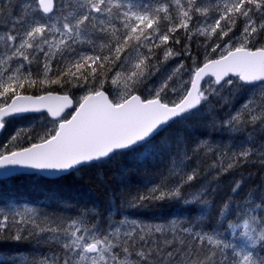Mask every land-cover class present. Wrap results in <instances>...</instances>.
Instances as JSON below:
<instances>
[{
  "label": "snow or ice",
  "instance_id": "1",
  "mask_svg": "<svg viewBox=\"0 0 264 264\" xmlns=\"http://www.w3.org/2000/svg\"><path fill=\"white\" fill-rule=\"evenodd\" d=\"M181 30L189 42L204 38L202 62ZM179 56L191 64L179 61L157 76L159 65ZM53 85L68 90H46ZM72 89L83 91L75 103ZM242 93L251 95L219 122L243 136L216 153L228 160L224 172L264 157L257 140L264 136V0H0V131L22 114L52 118L42 132L21 128L0 142V182L70 176L116 157L164 169L145 191L110 190L102 210L75 217L0 211V243L48 249L40 257L9 253L10 261L0 253V264H264V190L219 207L212 199L218 185L184 191L199 178L192 155L213 151L206 140L189 145L193 125ZM242 183H234L233 196ZM161 202L180 206L168 209L165 223L128 214ZM225 224L233 235L241 229L242 243L222 238Z\"/></svg>",
  "mask_w": 264,
  "mask_h": 264
},
{
  "label": "trees",
  "instance_id": "2",
  "mask_svg": "<svg viewBox=\"0 0 264 264\" xmlns=\"http://www.w3.org/2000/svg\"><path fill=\"white\" fill-rule=\"evenodd\" d=\"M182 43H189L192 53L199 54L202 62L204 59V38L194 37L192 41L185 40V33L181 30L178 34ZM170 46L174 51H181V45H175L170 42ZM162 56V52L158 53ZM188 65L191 61L184 56H179ZM164 64L159 65L162 67ZM119 68L115 69L118 71ZM109 73L108 82L105 88H110L111 78L114 75ZM55 93L65 94L68 90L53 85L51 89ZM28 94H42L36 89H30ZM73 100L83 95L82 90L72 89ZM251 93H242L231 98V104L220 108L216 104L217 114L213 116L208 114L206 120L196 121L191 131L195 134L189 137L188 143L195 148L198 142L207 141L213 151H208V147L200 151L198 154L192 155L189 167H196L199 178L194 180L190 185L186 186L184 191L186 194L196 192L205 185L218 190L212 194L215 205L219 207L229 197H233L237 202L243 201L245 195L249 191L264 190V157H257L255 154L248 158L243 164L238 163L231 170L224 172L221 168L227 166L228 160L223 162L217 158L216 153L220 150L229 152L232 148L233 137L239 141L243 139L241 134H232L220 129L219 122L227 115V113L239 110L242 104L248 99ZM215 103V102H214ZM71 112V111H69ZM46 117V118H45ZM70 118V116L68 117ZM217 121V127H212V121ZM51 119L46 114L29 115L9 121L0 142L6 141L11 135H14L21 128L32 129L34 131H43L44 125L52 127ZM264 136H258V143L262 142ZM23 143V141H21ZM217 164L216 168L212 167L213 163ZM163 166L148 165L136 166L131 164L123 157H116L102 164L95 165L91 168L82 170L78 174L63 176L57 179L49 180L42 176H16L9 180L0 182V211L5 212L11 208L21 211L25 208H31L39 212H48L50 214L61 215L64 217H75L86 209L93 207L103 209L107 203L110 190L118 189L121 191H131L135 193L137 190L143 192L152 186V182L159 183V173L163 171ZM243 178V183L239 192L233 196L231 191L234 183ZM127 183V188L124 184ZM190 198V195H189ZM162 207L152 211L135 212L130 211L131 217H138L146 222L165 223L169 219L168 209L174 208L177 213L180 206L171 203L163 204ZM242 223V221H241ZM212 227V223L207 225ZM223 237L233 244H239L241 241L236 235L232 234V229H228L227 225H223ZM21 253L23 255H31L40 257L47 254L48 249L45 247H36L29 243H0V253H4L2 257L5 261H10L12 257L9 253Z\"/></svg>",
  "mask_w": 264,
  "mask_h": 264
},
{
  "label": "rangeland",
  "instance_id": "3",
  "mask_svg": "<svg viewBox=\"0 0 264 264\" xmlns=\"http://www.w3.org/2000/svg\"><path fill=\"white\" fill-rule=\"evenodd\" d=\"M179 61H183V60L179 59V57H176V58H174V60H170V61L166 62L162 67H160V72L157 73V76L160 77V78H163L166 75L170 74L172 72V69L176 66V63L179 62ZM185 65H188V64L185 63ZM118 71H120V69ZM154 79H155V77H154ZM262 142H264V137L262 139ZM240 231H241V229H239V228L236 229V233H237L236 237H238ZM239 239L241 241L240 243H242L243 240H244V237L239 235Z\"/></svg>",
  "mask_w": 264,
  "mask_h": 264
},
{
  "label": "water",
  "instance_id": "4",
  "mask_svg": "<svg viewBox=\"0 0 264 264\" xmlns=\"http://www.w3.org/2000/svg\"><path fill=\"white\" fill-rule=\"evenodd\" d=\"M56 94H59V93H56ZM59 95H64V94H59ZM74 103H75V101H74ZM71 110H72V109H66L65 112L68 113V112L71 111ZM41 114H46V115H47V113H46V111H45V112H43V113H27V114H22L21 117L29 116V115H41ZM48 117H49L50 119H52L50 116H48ZM4 131H5V130L0 131V139L2 138V135L4 134ZM42 177H44V176H42ZM60 177H63V176H60ZM60 177H57V178H60ZM44 178L49 179V180L57 179V178H49V177H44Z\"/></svg>",
  "mask_w": 264,
  "mask_h": 264
}]
</instances>
